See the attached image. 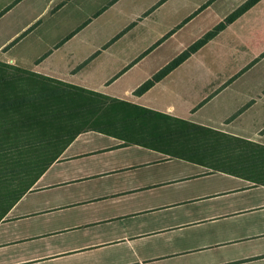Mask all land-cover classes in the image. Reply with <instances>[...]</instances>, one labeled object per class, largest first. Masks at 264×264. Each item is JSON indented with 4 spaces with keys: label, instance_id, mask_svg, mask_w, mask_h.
Wrapping results in <instances>:
<instances>
[{
    "label": "crops",
    "instance_id": "0c3cea01",
    "mask_svg": "<svg viewBox=\"0 0 264 264\" xmlns=\"http://www.w3.org/2000/svg\"><path fill=\"white\" fill-rule=\"evenodd\" d=\"M247 1L0 0V61L264 146V0L227 21ZM135 122L75 136L0 221V264H264V184Z\"/></svg>",
    "mask_w": 264,
    "mask_h": 264
},
{
    "label": "trees",
    "instance_id": "16d2710c",
    "mask_svg": "<svg viewBox=\"0 0 264 264\" xmlns=\"http://www.w3.org/2000/svg\"><path fill=\"white\" fill-rule=\"evenodd\" d=\"M256 1L248 0L227 21ZM137 120L158 123L144 144L167 145L184 158L211 160L214 168L264 184V146L0 61V221L77 134L136 131Z\"/></svg>",
    "mask_w": 264,
    "mask_h": 264
}]
</instances>
